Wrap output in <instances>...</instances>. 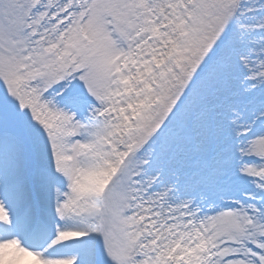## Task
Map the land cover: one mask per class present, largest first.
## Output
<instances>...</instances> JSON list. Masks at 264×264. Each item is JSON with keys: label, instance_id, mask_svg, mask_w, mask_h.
Segmentation results:
<instances>
[{"label": "snow or ice", "instance_id": "6c2138e0", "mask_svg": "<svg viewBox=\"0 0 264 264\" xmlns=\"http://www.w3.org/2000/svg\"><path fill=\"white\" fill-rule=\"evenodd\" d=\"M0 264H264V0H0Z\"/></svg>", "mask_w": 264, "mask_h": 264}]
</instances>
